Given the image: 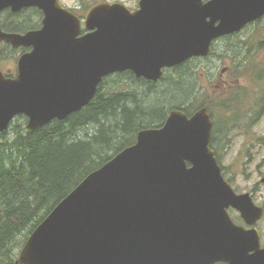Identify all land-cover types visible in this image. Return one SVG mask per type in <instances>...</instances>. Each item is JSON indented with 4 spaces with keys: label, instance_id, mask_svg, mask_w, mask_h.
I'll return each mask as SVG.
<instances>
[{
    "label": "water",
    "instance_id": "95a60500",
    "mask_svg": "<svg viewBox=\"0 0 264 264\" xmlns=\"http://www.w3.org/2000/svg\"><path fill=\"white\" fill-rule=\"evenodd\" d=\"M38 7L43 26L25 34L0 29V42L32 47L18 76L0 69V133L20 114L27 128L63 120L94 98L103 78L131 70L158 81L163 69L205 57L217 38L264 15V0H140L131 11L102 1L81 19L59 0H0V11ZM205 107L174 109L162 127L88 174L36 227L19 264H264L256 228L236 225L264 214L249 193L224 178L210 147ZM264 182V177L262 178Z\"/></svg>",
    "mask_w": 264,
    "mask_h": 264
},
{
    "label": "trees",
    "instance_id": "16d2710c",
    "mask_svg": "<svg viewBox=\"0 0 264 264\" xmlns=\"http://www.w3.org/2000/svg\"><path fill=\"white\" fill-rule=\"evenodd\" d=\"M38 13L29 9L8 14L6 21L0 17V26L28 29ZM234 36L226 38L229 46L224 49L234 53L229 70L235 81L230 82V93L224 98L207 96L201 103L190 98L187 103L196 83L189 71L190 60L173 68L174 79L162 90L157 88L159 82L122 72L105 77L89 104L63 120L54 119L31 131L26 127L27 117L18 115L9 129L0 133V264H18V252L54 207L88 174L134 144L141 129L162 126L173 109L191 115L207 108L214 121L211 147L219 161L214 146L218 125L225 129L238 120L242 101L250 94V87L239 85L237 80L248 75L264 86V25L255 28L245 41L246 59L240 60L242 51L235 46ZM115 75L127 76L128 89L118 81L106 87L110 79L115 81ZM257 106L255 116L264 110L262 99ZM215 111L222 115L220 121Z\"/></svg>",
    "mask_w": 264,
    "mask_h": 264
},
{
    "label": "rangeland",
    "instance_id": "374dc122",
    "mask_svg": "<svg viewBox=\"0 0 264 264\" xmlns=\"http://www.w3.org/2000/svg\"><path fill=\"white\" fill-rule=\"evenodd\" d=\"M62 1L66 6L71 8L78 6V12L87 15L89 8L94 3L102 0ZM107 1L134 5L135 0ZM260 24L264 25V17L261 18L259 22L244 29L241 33L236 34L232 39L233 42L237 43L235 45L237 49L240 48L242 51L240 60L247 58L245 53L247 49L245 41L252 36L255 28L258 29ZM226 38L227 37L221 38L215 42L213 48L214 54L211 53L209 57L192 59L191 63H189V71L191 75L194 76L196 83L193 96L187 98L188 104L191 99L198 100V102L201 103V100L206 99L207 96L218 99L224 98L230 93V82L235 81L232 80L234 76V74L231 75L232 70L231 72L229 70L233 66L231 57L234 53H232L233 51H225L224 47L229 46L227 44L229 38ZM232 47H234V45H232ZM252 59H255V56H253ZM174 73L173 68L167 70L164 78L158 83L157 88L162 90L164 84H167L171 78L174 79ZM110 80V82L105 83L107 88L118 81L124 83V87L128 89V83L125 82L129 81L127 76L115 75V81L112 83V79ZM237 83L247 88L248 86L250 87L248 91V93H250L249 98L246 101H242V106L244 107L239 114L238 120L232 122V124L228 125L225 129H222V126L218 125V133L216 136L217 138L214 140V146H216L219 151V162L222 167H224V175L234 189L238 193L251 194L256 204L264 207V182L262 181L264 177V110H262L258 116L253 114L258 109L257 104L260 99H262L264 103V92H262L264 86L263 83L250 79L248 75L243 78L240 77ZM215 115L217 120L220 121L222 115L219 114L218 111H215ZM233 118H235V114ZM220 136L222 137L220 138ZM230 214L232 217H240L239 212L236 210L230 212ZM259 224L264 241V220Z\"/></svg>",
    "mask_w": 264,
    "mask_h": 264
},
{
    "label": "flooded vegetation",
    "instance_id": "af4514ba",
    "mask_svg": "<svg viewBox=\"0 0 264 264\" xmlns=\"http://www.w3.org/2000/svg\"><path fill=\"white\" fill-rule=\"evenodd\" d=\"M203 1L204 2H208L209 0H203ZM59 2L64 8L72 11L78 17H80V19H81V32H80V35L86 34V32H87L86 27H85V17H86V15L80 14L78 12V10H77L79 8L78 6L74 7V8L73 7L71 8L69 6H66L63 3L62 0H59ZM139 4H140V0H135L134 1V5H127V4L126 5L132 11H135V10H137L139 8ZM80 8H81V5H80ZM29 9L36 10V11L38 10V12H39L38 15L36 14L34 16L33 23L31 24V26H26V27H30V28L25 29V30H18V29H14V27H9V28L5 27L4 28L3 26H0V29L2 31L6 32V33H11V34L12 33H14V34H25V33H27L28 31H31V30H39L43 26L44 13L38 7H33V6L32 7H25V8H22V9L18 10V11H13L11 7H6L3 10L0 11V17L2 18V20L6 21L8 19L7 18L8 14H13V15L15 14L16 15V14L21 13L22 11H26V10H29ZM14 20L16 21V19H14ZM259 20L251 22V23L245 25L240 31L234 32V33L226 35L224 37H228V36H231V35H236L238 33H241L244 29H247L251 25H253L256 22H258ZM17 21L21 22V17ZM31 49H32L31 47H24V46L15 48L9 42H6V41L0 42V69L3 71V73H4L6 78H16L18 76V73H19V70H18V59L20 58V56L22 54H24L26 52H29ZM234 210L235 209L230 208L229 212H232ZM231 218L233 219L235 224H237L238 226L244 227L246 230H250L252 228H256L258 230L259 234H260L261 246L264 247V241H263V238H262V230H261L260 224H259L262 220H264V217H261V218L257 219L254 224L247 223L246 220L243 217H241V215H240V217H231ZM214 264H229V262L218 261V262H215Z\"/></svg>",
    "mask_w": 264,
    "mask_h": 264
}]
</instances>
